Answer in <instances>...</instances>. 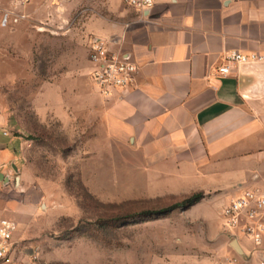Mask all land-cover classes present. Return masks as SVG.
Instances as JSON below:
<instances>
[{
	"label": "rangeland",
	"instance_id": "obj_1",
	"mask_svg": "<svg viewBox=\"0 0 264 264\" xmlns=\"http://www.w3.org/2000/svg\"><path fill=\"white\" fill-rule=\"evenodd\" d=\"M123 6L0 0V127L18 166L9 188L31 203L20 252L31 264H219L209 260L222 257L214 244L232 230L220 211L234 196L143 172L141 158L110 148L96 111L79 108L87 95L102 97L88 77V42Z\"/></svg>",
	"mask_w": 264,
	"mask_h": 264
},
{
	"label": "crops",
	"instance_id": "obj_2",
	"mask_svg": "<svg viewBox=\"0 0 264 264\" xmlns=\"http://www.w3.org/2000/svg\"><path fill=\"white\" fill-rule=\"evenodd\" d=\"M139 15L116 8L110 27L92 36L110 40L134 64L133 84L101 98L87 95L79 108L95 110L110 148L141 158L145 173H173L215 197L227 192L235 198L246 189L264 197V64L216 73L229 51L264 56V0H155ZM15 150L0 137V174L8 177L0 180V220L16 225L10 264H31L20 252L31 203L24 205L9 188L11 167L18 168ZM215 243L222 257L213 255L209 263L237 256L240 264H264V237L260 246L229 233Z\"/></svg>",
	"mask_w": 264,
	"mask_h": 264
},
{
	"label": "built area",
	"instance_id": "obj_3",
	"mask_svg": "<svg viewBox=\"0 0 264 264\" xmlns=\"http://www.w3.org/2000/svg\"><path fill=\"white\" fill-rule=\"evenodd\" d=\"M123 5L135 9L140 15L150 10L155 0H121ZM139 15V16H140ZM7 22V16L3 17ZM87 62L90 65L89 80L102 96H108L113 90L130 87L135 79L136 67L123 53L115 51L110 40L91 37L87 46ZM222 64L216 68L218 75L229 74L231 67L241 63L264 62V56L258 53H240L229 51L222 56ZM2 137L7 131L0 130ZM220 215L225 221L229 234L244 235L255 246H260L264 237V197L257 190L246 189L224 206ZM16 225L13 221L0 220V264H10V241ZM222 264H240L237 256L225 260ZM263 264V263H261Z\"/></svg>",
	"mask_w": 264,
	"mask_h": 264
},
{
	"label": "water",
	"instance_id": "obj_4",
	"mask_svg": "<svg viewBox=\"0 0 264 264\" xmlns=\"http://www.w3.org/2000/svg\"><path fill=\"white\" fill-rule=\"evenodd\" d=\"M256 64H264V62H248V63H241L237 66L240 67H246V66H251V65H256ZM13 169L16 170V168L13 166ZM0 180H2L3 182L7 183L8 182V177L7 176H3L0 174ZM231 247L232 249L236 252V253H240L238 250V246L235 240L232 241L231 243Z\"/></svg>",
	"mask_w": 264,
	"mask_h": 264
},
{
	"label": "trees",
	"instance_id": "obj_5",
	"mask_svg": "<svg viewBox=\"0 0 264 264\" xmlns=\"http://www.w3.org/2000/svg\"><path fill=\"white\" fill-rule=\"evenodd\" d=\"M201 198H202V195L201 194L194 195V196H192V197L184 200L183 203L181 204V206H183V207L193 206L196 203H198V201ZM174 208H178V206L177 207H174Z\"/></svg>",
	"mask_w": 264,
	"mask_h": 264
}]
</instances>
